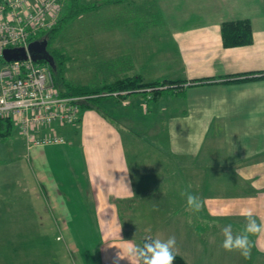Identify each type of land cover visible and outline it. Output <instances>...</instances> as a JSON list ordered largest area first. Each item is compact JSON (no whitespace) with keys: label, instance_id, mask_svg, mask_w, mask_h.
Here are the masks:
<instances>
[{"label":"crops","instance_id":"0c3cea01","mask_svg":"<svg viewBox=\"0 0 264 264\" xmlns=\"http://www.w3.org/2000/svg\"><path fill=\"white\" fill-rule=\"evenodd\" d=\"M118 1L121 0L84 2L98 6L92 12H100L105 8H119L117 11H121L135 0ZM152 1L163 11L160 15L165 18L170 38L166 40L168 45L161 50L164 52L161 60L155 61L156 67L158 64L165 66L157 76L161 80L146 82L143 78L144 82L181 84L170 86L156 100L150 90L134 94L137 95L134 97L124 92L111 97L119 102L105 101L106 110L112 115L120 112L121 107L128 109L122 114L121 123H137L129 118L136 116L142 121L139 113L147 105L148 112L142 113L149 115L148 101L154 100L153 115L162 120L166 117L163 122L159 119L143 122L154 126V131H164V127L157 128L161 123L173 133L171 141L165 143L171 149L167 152L171 155V166L163 172L162 165L168 164L154 167L159 179L172 181L170 187L176 186L158 190L157 196H172L169 203L177 211L187 213L186 220L172 225L193 229L187 233V244L175 246L177 255L188 264H264V234L250 237L252 251L249 259L237 251L227 252L221 247L224 226L231 224L234 234L242 231L246 221L239 214L241 208H251L257 222L264 221V0ZM69 4L70 1L60 20L66 9L70 10ZM244 20L252 24L253 43L225 47L223 24ZM130 58L127 54L123 61ZM144 64L140 60L135 68ZM127 75L124 78L140 76L131 72ZM161 115L165 116L162 118ZM96 120V136L90 141L93 149L91 179L97 203L96 220L104 227L108 226L106 222L114 225L121 220V204L132 207L138 196L144 199L143 193L149 194L147 182L150 176L143 171L146 152L140 150L146 146L152 149L157 144L126 142L121 129L114 127L117 124L101 117L96 109L82 112L80 126L59 129L58 132L62 135L70 129L87 143L88 130ZM224 130L230 135L227 141L208 139L210 133ZM133 163L137 168L136 175ZM79 181L76 190L83 195L81 178ZM189 184L192 185L190 191L200 198L199 212L188 210L186 198L181 196L180 189L184 190ZM142 202L149 205L146 199ZM155 204L159 209L163 201L159 198ZM113 250L117 251L114 245ZM104 253L107 254L106 249Z\"/></svg>","mask_w":264,"mask_h":264},{"label":"rangeland","instance_id":"374dc122","mask_svg":"<svg viewBox=\"0 0 264 264\" xmlns=\"http://www.w3.org/2000/svg\"><path fill=\"white\" fill-rule=\"evenodd\" d=\"M115 9L105 8L73 17L68 8L62 23L58 22L61 24L58 30L51 36V31L39 35L37 39L51 37L48 49L59 55L65 79V86L61 83L60 89L68 90V84L96 89L123 79L129 72L142 76L146 82L161 80L157 76L165 66L156 67L155 61L161 60L164 55L161 50L170 38L165 18L160 15L162 9L152 0H135L121 11ZM127 54L131 58L124 62ZM139 59L145 64L135 68ZM109 101L119 102L114 98ZM148 102L151 113L144 114L148 112L145 105L144 113H139L142 121L136 116L129 118L137 123H121L122 114L128 109L121 107L120 112L111 115L106 110V102L96 109L101 117L117 124L113 126L121 129L126 142L157 144L152 149L146 146L140 150L146 152L143 171L150 176L147 182L150 192L143 193L149 205L141 204L144 201L141 196L132 207L121 204V220L114 225L109 221L103 227L96 220L90 141L96 136L97 120L88 130L87 143L81 135L77 137L68 129L62 134L66 144L28 151L17 127L11 138L0 140V264H129L126 259H119V253L124 251L123 240L141 245L145 238L175 237L176 245L187 244V233L193 229L172 225L186 220L187 213L177 211L169 203L172 196H157L158 190L176 187H170L172 181L159 179L154 167L168 164L162 165L163 172L171 166V155L167 154L171 149L165 143L171 141L173 133L161 123L157 128L164 127V131H154V126L143 122L159 119L153 115L156 103ZM229 136L224 130L210 133L208 139L225 142ZM133 172L137 174L134 163ZM79 178L83 195L76 190ZM159 198L163 206L158 209L155 203Z\"/></svg>","mask_w":264,"mask_h":264},{"label":"built area","instance_id":"2783aa9c","mask_svg":"<svg viewBox=\"0 0 264 264\" xmlns=\"http://www.w3.org/2000/svg\"><path fill=\"white\" fill-rule=\"evenodd\" d=\"M69 1L2 0L0 57L8 49H28L30 43L41 40L39 35L57 26ZM95 98L64 96L50 67L31 59L7 63L0 69V119L13 121L28 151L66 144L58 130L78 126L83 103Z\"/></svg>","mask_w":264,"mask_h":264},{"label":"trees","instance_id":"16d2710c","mask_svg":"<svg viewBox=\"0 0 264 264\" xmlns=\"http://www.w3.org/2000/svg\"><path fill=\"white\" fill-rule=\"evenodd\" d=\"M71 15L73 17L81 16L87 12H92L98 8L96 5H90L85 3L83 0H71ZM118 2H122L118 1ZM64 18L60 20V23ZM61 26V24H58L57 27H55L54 30L51 31V36L58 28ZM222 34H223V40H224V46L227 48H234V47H240V46H247L251 45L253 43V28L252 24L249 20L244 21H235V22H226L222 26ZM51 37L46 39L49 43ZM50 54L54 57L55 63H56V70H53L46 62H37L42 65H46L50 67L51 71L53 72L54 79L56 81V85L59 88L60 84H64V70L62 69V65L60 64L59 55L57 52H52L48 49ZM1 66H5L7 62L3 59V57H0ZM181 83L178 82H171V81H161V82H154V83H145L143 77L136 76V77H127L124 79H120L112 84H107L106 86L92 89L88 88L86 86H78L73 87L70 84L66 85L68 90H63L62 88L60 92L64 96H76V97H97L95 99H90L83 103L82 110L83 112L86 110L91 109H97L99 105H102L105 101L108 99H111V97H104L103 95L106 94H115V93H124L127 92L130 95L138 94L144 91V93H147L146 91L150 90L152 93H154L153 99H158V96L160 94H163L166 90L170 89V86L172 85H178ZM65 86V84L63 85ZM167 86H169L167 88ZM166 88V89H165ZM143 93V94H144ZM16 130V126L13 123L12 120L9 119H0V140L5 141L9 138H11ZM148 238H145L142 240L141 245L145 242V240ZM154 239V238H152ZM175 260L174 264H188L186 260L175 254Z\"/></svg>","mask_w":264,"mask_h":264},{"label":"clouds","instance_id":"9594fccd","mask_svg":"<svg viewBox=\"0 0 264 264\" xmlns=\"http://www.w3.org/2000/svg\"><path fill=\"white\" fill-rule=\"evenodd\" d=\"M189 184L181 191V196L186 198L187 208L193 212L201 210V201L193 194ZM241 216L245 218V225L241 232L234 234L231 224L223 227V241L221 247L227 252L237 251L245 259H249L252 251L251 236L264 234V221L257 222L253 210L249 207L240 209ZM124 251L119 253V259H126L129 264H174L175 237L167 240L160 238H148L142 245H137L132 241H124ZM126 254V258H125Z\"/></svg>","mask_w":264,"mask_h":264},{"label":"water","instance_id":"95a60500","mask_svg":"<svg viewBox=\"0 0 264 264\" xmlns=\"http://www.w3.org/2000/svg\"><path fill=\"white\" fill-rule=\"evenodd\" d=\"M3 59L7 63L27 61L29 59L36 63L46 62L53 70H56L55 59L48 51V41L46 39H41L30 43L28 49H8L3 53Z\"/></svg>","mask_w":264,"mask_h":264}]
</instances>
